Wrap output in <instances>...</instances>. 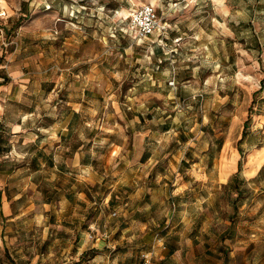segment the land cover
<instances>
[{"label":"rangeland","instance_id":"rangeland-1","mask_svg":"<svg viewBox=\"0 0 264 264\" xmlns=\"http://www.w3.org/2000/svg\"><path fill=\"white\" fill-rule=\"evenodd\" d=\"M143 4L164 40L129 28ZM2 11L0 264H132L160 238L189 264H264V166L215 182L264 144V0Z\"/></svg>","mask_w":264,"mask_h":264},{"label":"crops","instance_id":"crops-1","mask_svg":"<svg viewBox=\"0 0 264 264\" xmlns=\"http://www.w3.org/2000/svg\"><path fill=\"white\" fill-rule=\"evenodd\" d=\"M144 43H147V41ZM257 126H259L264 130V114L255 115L254 128ZM245 148L247 154L245 156L244 161L241 164L240 170L238 169V161L240 160V155L237 152L234 154L231 167L229 171L223 176V180L221 181L220 178L218 177L217 179H215V182H225L226 179L229 178V176L235 172H241V174L247 178L257 174L259 169L262 166H264V144L261 146L255 145L254 147L248 148V144L245 143ZM156 244L159 247L155 249L156 245H153V259L151 261V264H171L172 262H175L174 264H184L185 261L189 264L191 262V260L189 259L184 260V259L175 258L173 255H174V251L176 250L166 249L164 242L161 241V238ZM199 261L202 260L199 259ZM224 261H225L224 258L221 259V263L217 262L216 260H210L212 264H223ZM108 262H110V260H107L106 264ZM114 262L117 263L116 261Z\"/></svg>","mask_w":264,"mask_h":264},{"label":"built area","instance_id":"built-area-1","mask_svg":"<svg viewBox=\"0 0 264 264\" xmlns=\"http://www.w3.org/2000/svg\"><path fill=\"white\" fill-rule=\"evenodd\" d=\"M5 14V11H2L0 16H4ZM128 26L133 30L136 39L141 43L146 42L155 32L159 36V39L163 40L167 37L168 33V26L159 20L157 11L151 4H143L132 9ZM152 259L153 247L149 251L142 252L139 256V261L132 264H151ZM107 264L117 263L110 261Z\"/></svg>","mask_w":264,"mask_h":264},{"label":"trees","instance_id":"trees-1","mask_svg":"<svg viewBox=\"0 0 264 264\" xmlns=\"http://www.w3.org/2000/svg\"><path fill=\"white\" fill-rule=\"evenodd\" d=\"M125 34L126 35H130L131 33H129L128 31H125ZM139 44H142V43H139ZM144 44V43H143ZM6 80V79H4ZM249 117V116H248ZM248 121V118L245 120V124L243 125L244 127L246 126V123ZM0 152H1V148H0ZM240 167H241V163H240V160L238 161V169L240 170Z\"/></svg>","mask_w":264,"mask_h":264}]
</instances>
